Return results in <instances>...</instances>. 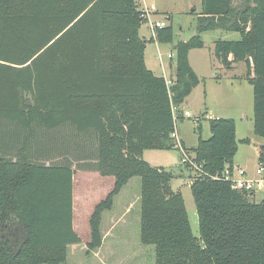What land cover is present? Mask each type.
Instances as JSON below:
<instances>
[{
  "label": "trees",
  "instance_id": "1",
  "mask_svg": "<svg viewBox=\"0 0 264 264\" xmlns=\"http://www.w3.org/2000/svg\"><path fill=\"white\" fill-rule=\"evenodd\" d=\"M201 4L197 33L173 46L175 73L167 85L147 68L144 52L154 38L171 42L172 25L141 37L146 20L137 0H0V264H63L67 246L81 242L73 226L72 161L44 162L52 157L50 132L63 126L74 139H92V149L80 147L83 167L114 178L90 217L88 250L102 244V212L139 177L140 242L154 245L155 264H264V198L256 201L223 178L237 151L233 118L211 119L210 136L199 133L195 147L180 142L202 171L181 163L190 173L199 236L171 185L173 172L142 156L175 148L172 106L180 109L202 81L188 54L204 46L200 34L208 30L239 33L216 41L213 56L227 69L245 63L254 134L264 138V0ZM257 150L264 161V144Z\"/></svg>",
  "mask_w": 264,
  "mask_h": 264
},
{
  "label": "rangeland",
  "instance_id": "2",
  "mask_svg": "<svg viewBox=\"0 0 264 264\" xmlns=\"http://www.w3.org/2000/svg\"><path fill=\"white\" fill-rule=\"evenodd\" d=\"M145 7L157 9L159 12H152L150 21H165L166 25H172L173 38L171 42L161 43L155 38L146 44L145 55L152 69L160 73L161 66H167L171 63L175 69V56L173 46L178 41H186L197 33L198 18L202 12L201 0H139ZM238 2L239 0H235ZM138 2V0H137ZM153 6V8H152ZM139 8L144 9L139 3ZM151 10V11H152ZM143 12V11H142ZM169 18V20L167 19ZM148 22V21H147ZM142 24V33L148 34L153 30L150 22ZM149 24V27H148ZM150 28V29H149ZM154 33V31H153ZM150 36V34H148ZM204 42L202 48L193 51L192 62L196 71L200 74L202 81L194 89L191 96L187 98L186 105L192 117L184 119L186 140L189 143L197 141L199 133H202L204 139H207L211 132L209 131V120L202 118V129L197 130L199 119L198 116L220 115L222 117L235 118L240 115L249 117L253 114V90L246 76H238L239 67L237 66L233 73L225 74L224 69L217 68L216 61L213 56L215 42L218 40H237L238 32L224 31L221 29L204 31L201 34ZM150 39V38H149ZM148 40V39H147ZM171 54V55H170ZM172 56L171 58H169ZM160 61L163 62L160 66ZM215 66V68H212ZM240 67L242 73L246 74V67L242 64ZM169 67V65H168ZM223 72H222V71ZM217 73L221 76L218 77ZM217 75V76H216ZM226 75V76H225ZM231 75L233 78L228 77ZM235 78V79H234ZM30 98V97H29ZM31 101V98H30ZM240 103V104H239ZM181 106H184L182 104ZM181 109V107H180ZM233 118V119H234ZM177 125H181L178 119ZM241 133L254 138L258 143L251 142L250 145H240L238 152L239 158L253 156L252 152L257 150V145L264 144V138L253 135V129L243 123ZM7 125V139H10V132L15 127L12 124ZM58 132V133H57ZM53 137L51 142L49 156L50 160H45L46 164L61 162L64 157L71 159L73 176V200H74V226L76 232L81 238L80 243L68 245L65 251L66 259L63 264H155L154 245H143L140 242V178H131L113 197V204L110 210H104L101 214L100 233L102 235V244L94 250H88L87 244L90 241V217L95 206L105 199L107 194L114 186V178L112 176L99 177L97 171L87 170L84 165L86 160L81 161V156L86 154L81 151L80 147H89L92 149V139H86L77 135L75 138L74 130L69 126H63L58 131H52ZM56 135V139H55ZM57 135L60 139H57ZM255 136V137H253ZM10 142V141H9ZM41 141L40 150L44 146ZM88 142V143H87ZM39 150V151H40ZM43 152V151H40ZM150 152L146 151L144 159L148 158ZM9 156V154H8ZM44 156V155H43ZM174 156V157H172ZM168 159L161 160V165L169 166L168 169L173 172L172 187L180 190L183 195L192 232L195 236H199L198 216L194 204V199L190 191V173L178 161V153H168ZM80 158V159H79ZM145 159V160H146ZM152 165H156L150 162ZM167 163V164H163ZM84 164V165H83ZM160 166V165H156ZM254 166L251 169L254 170ZM234 169V167H233ZM234 171V170H233ZM233 177L237 178V173L233 172ZM100 178V179H99ZM102 182V183H101ZM101 184L102 190L97 195L90 197L87 191L89 187H98ZM104 190V191H103ZM255 200L260 201L264 198V191H256Z\"/></svg>",
  "mask_w": 264,
  "mask_h": 264
},
{
  "label": "crops",
  "instance_id": "3",
  "mask_svg": "<svg viewBox=\"0 0 264 264\" xmlns=\"http://www.w3.org/2000/svg\"><path fill=\"white\" fill-rule=\"evenodd\" d=\"M140 3V5L142 6V7H144V9L146 8V9H149L148 7H145L139 0H138V4ZM152 8H153V6H152ZM150 11L152 10V9H149ZM153 11H151V13H152ZM154 12H159L157 9H155V11ZM153 12V13H154ZM151 13L149 14V16H148V22H150V20H149V18H150V16H151ZM168 19V18H167ZM155 21H157V20H155ZM145 22H147V21H145ZM147 22V23H148ZM142 27V26H141ZM141 27H140V29H139V34H140V36L141 37H144V38H146V39H149V38H151V37H154V33H153V29H150V30H153V31H151L150 33H148V34H150V36L148 35V34H144V33H142V29H141ZM148 27H149V24H148ZM239 38H240V35H239ZM196 49H198V48H196ZM196 49H192V50H190L189 51V54H188V59H189V63H190V65H191V67L193 68V70L196 72V74L200 77V74L196 71V69H195V67H194V63L192 62V55H193V51H195ZM172 56H170L169 58H171ZM230 59H231V57H230ZM144 61H145V64H146V66H147V68H149L150 70H152L153 71V73L154 74H156V75H158V76H164L165 78L167 77V78H171L173 75H174V73H175V69H173L172 68V66H171V63H168V65H169V67H168V65L167 66H161V64H163V62L162 61H160V66H161V71H160V73L158 72V71H156L155 69H152V67H151V65L148 63V61H147V57H146V55H145V52H144ZM211 61H212V64H213V62L214 61H216V65H217V68H220V69H224L226 72H225V74H227V73H233L232 72V70H234L237 66L239 67V70H238V73L239 74H236V75H238V76H245V73H242V71H241V69H240V67H243L242 66V64H244V66L246 67V65H245V63L244 62H237V63H234V64H232L231 65V68H229V69H227V68H225L223 65H222V63L217 59V58H215L214 60L213 59H211ZM212 68H215V66H212ZM222 71V70H221ZM223 72V71H222ZM217 75L218 76H221L219 73H217ZM216 75V76H217ZM226 76V75H225ZM228 77H230V78H233L231 75H227ZM251 76H252V74H251ZM235 79V78H234ZM250 84V83H249ZM199 85V84H198ZM197 85V86H198ZM251 85V84H250ZM196 86V87H197ZM252 86V85H251ZM195 87V88H196ZM194 88V89H195ZM194 89H193V91H194ZM252 90H253V88H252ZM193 91L190 93V95H188L185 99H184V101H183V103L182 104H184V106H181V109H180V114H179V116H180V118H179V120L181 121V125L179 126V125H177L176 124V129H175V131H176V133H177V137H178V139L180 140V142H183L184 143V145L186 146V147H195L196 145H197V143H198V138H199V136H198V138H197V141L196 142H194V143H189L188 142V140H186V138H185V134H187V133H189V132H186V130H185V125L183 126V123H184V119H185V116L183 115V112L185 111V110H188L189 108H188V106L186 105V103H187V98L189 97V96H191V94L193 93ZM29 97V96H28ZM240 104V103H239ZM252 112H253V103H252ZM199 117V119H197V122H198V125L197 126H199L200 127V131H201V129H202V122L200 121L202 118H204V119H207V120H209V124H210V120L211 119H214V118H219V117H222V116H220V115H215L214 117H211V115H209V117H207V116H198ZM234 118V117H233ZM234 121H235V138H236V141H237V151H236V153H235V155H234V158H233V163H232V167H234V171L233 172H235V168H237V167H240V168H243L246 172H247V174L250 176V177H255V170H256V166H257V163H258V161H259V158H258V150H255V152L253 151L252 152V154H253V156H250V157H244V158H239V156H238V152L240 151L239 149H240V145H250V144H245V143H243V139H245V138H250L251 139V142H253V143H258V141H255L254 140V138H252V137H249V136H247L246 134L247 133H241V128H242V126H244V124L243 123H246V125L247 126H249V127H251L252 129H253V114L252 115H250L249 117H247V115L245 114V116H243V115H240L239 117H237V119H235L234 118ZM12 127H16V125H15V123L13 124L12 123ZM210 128V127H209ZM209 131H210V129H209ZM202 133H200V135H201ZM253 135H254V130H253ZM258 136V135H257ZM201 137L203 138V136L201 135ZM253 137H255V136H253ZM260 144H263V143H260ZM155 151V152H150V154H149V156H147L148 158L146 159V161H148L149 163L150 162H156V163H153V164H156V165H160V166H163V165H161V163H162V161L161 160H164L165 158L166 159H168L169 157H168V153H175V151H177V153H178V161H177V163H180V155H179V151H178V149H176V148H172V149H166V150H155V149H146V150H144L143 151V153H142V156H143V158H144V154H145V152L146 151ZM172 157H174V156H172ZM163 164H167V163H163ZM255 165V167H254V170L253 169H251V166H254ZM169 166H172L171 164H169V165H167V166H163L164 168H166V169H168V167ZM169 170V169H168ZM98 173V172H97ZM236 173V172H235ZM98 175H99V177L101 178H103V177H106V176H102V175H100L99 173H98ZM74 176V175H73ZM99 178V179H100ZM102 183V182H101ZM102 190V186H101V184L98 186V187H93V186H91V187H89V189H88V191H87V193H88V195H90V197L91 196H93V195H97V193H100V191ZM104 191V190H103ZM258 191V190H257ZM260 191H264V190H260ZM73 192H74V189H73ZM256 191H254L253 192V195H254V198H255V196H256ZM74 194V193H73ZM114 205V204H113ZM74 210H75V207H74V200H73V214H74ZM73 226H74V216H73ZM74 228H75V226H74Z\"/></svg>",
  "mask_w": 264,
  "mask_h": 264
},
{
  "label": "built area",
  "instance_id": "4",
  "mask_svg": "<svg viewBox=\"0 0 264 264\" xmlns=\"http://www.w3.org/2000/svg\"><path fill=\"white\" fill-rule=\"evenodd\" d=\"M142 16H144L145 20L148 21V16L151 13L149 9H143L142 10ZM153 11V10H152ZM166 26L165 21H150V27L153 28H162ZM171 55V54H170ZM166 84L170 85L172 80L170 78H165ZM172 114L174 116L175 121L177 122L179 119L180 109L176 106H172ZM183 115L186 117H192L191 113L188 110H185L183 112ZM197 121V119H195ZM171 137L174 139V146L176 149L180 150L182 152L181 157V163H190L193 169L197 170L199 173L202 174V171H200V167H197L196 164L192 162L188 154L182 149L180 140L177 137L176 131H173L171 134ZM235 172L237 173V178L233 177V174L229 171H226L224 173V179L230 182L233 189L238 190H248L251 192L257 191V190H264V161L259 160L256 166L255 170V177H250L247 172L240 167L235 168Z\"/></svg>",
  "mask_w": 264,
  "mask_h": 264
},
{
  "label": "water",
  "instance_id": "5",
  "mask_svg": "<svg viewBox=\"0 0 264 264\" xmlns=\"http://www.w3.org/2000/svg\"><path fill=\"white\" fill-rule=\"evenodd\" d=\"M168 20H169V18H168ZM26 102H27L28 105L31 104V102H30V98H29V97H26Z\"/></svg>",
  "mask_w": 264,
  "mask_h": 264
}]
</instances>
